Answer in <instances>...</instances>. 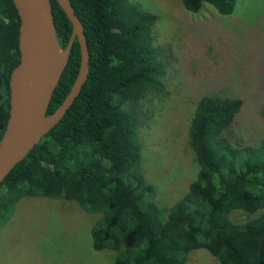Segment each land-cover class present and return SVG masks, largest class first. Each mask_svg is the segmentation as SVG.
<instances>
[{
  "label": "trees",
  "instance_id": "obj_1",
  "mask_svg": "<svg viewBox=\"0 0 264 264\" xmlns=\"http://www.w3.org/2000/svg\"><path fill=\"white\" fill-rule=\"evenodd\" d=\"M68 1L83 31L87 75L58 123L0 183V224L19 197L59 198L99 214L89 231L91 248L112 251L111 264H185L197 249L216 264H264V136L256 146L233 145L224 136L242 101L202 96L195 102L187 128L195 176L171 207L159 208L138 170L133 117L140 99L162 89L163 64L151 35L156 18L129 0ZM48 2L64 50L71 26L55 1ZM180 3L190 13L208 4L227 16L236 0ZM18 25L11 0H0V136L9 73L18 63ZM79 59L74 39L45 116L68 93Z\"/></svg>",
  "mask_w": 264,
  "mask_h": 264
},
{
  "label": "rangeland",
  "instance_id": "obj_2",
  "mask_svg": "<svg viewBox=\"0 0 264 264\" xmlns=\"http://www.w3.org/2000/svg\"><path fill=\"white\" fill-rule=\"evenodd\" d=\"M129 2L156 18L151 35L163 64L162 89L140 99L133 117L138 170L152 188L150 200L165 209L186 193L197 170L187 128L200 97L242 101L224 132L231 144L256 146L264 136V0H236L227 16L208 4L190 13L180 0ZM98 217L73 201L19 197L0 224V264H111L112 251L91 248ZM216 263L197 249L185 264Z\"/></svg>",
  "mask_w": 264,
  "mask_h": 264
},
{
  "label": "water",
  "instance_id": "obj_3",
  "mask_svg": "<svg viewBox=\"0 0 264 264\" xmlns=\"http://www.w3.org/2000/svg\"><path fill=\"white\" fill-rule=\"evenodd\" d=\"M70 23L64 50L56 44L48 0H11L19 25L18 63L8 78V112L0 136V183L65 114L87 75V49L81 25L68 0H54ZM76 39L79 65L75 79L60 105L45 116V109ZM54 49L59 54L55 55Z\"/></svg>",
  "mask_w": 264,
  "mask_h": 264
},
{
  "label": "bare ground",
  "instance_id": "obj_4",
  "mask_svg": "<svg viewBox=\"0 0 264 264\" xmlns=\"http://www.w3.org/2000/svg\"><path fill=\"white\" fill-rule=\"evenodd\" d=\"M54 53H55V55L59 54V52L56 49H54Z\"/></svg>",
  "mask_w": 264,
  "mask_h": 264
}]
</instances>
